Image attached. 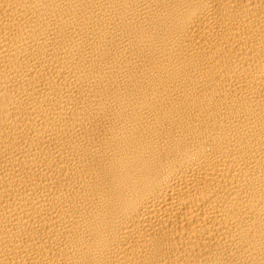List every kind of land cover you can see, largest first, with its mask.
Segmentation results:
<instances>
[{"label":"bare ground","instance_id":"6f19581e","mask_svg":"<svg viewBox=\"0 0 264 264\" xmlns=\"http://www.w3.org/2000/svg\"><path fill=\"white\" fill-rule=\"evenodd\" d=\"M0 264H264V0H0Z\"/></svg>","mask_w":264,"mask_h":264}]
</instances>
